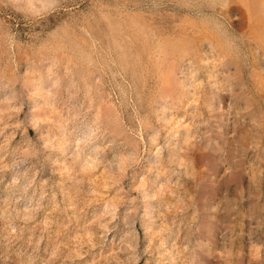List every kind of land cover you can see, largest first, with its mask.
<instances>
[{
  "label": "rangeland",
  "instance_id": "1",
  "mask_svg": "<svg viewBox=\"0 0 264 264\" xmlns=\"http://www.w3.org/2000/svg\"><path fill=\"white\" fill-rule=\"evenodd\" d=\"M0 264H264V0H0Z\"/></svg>",
  "mask_w": 264,
  "mask_h": 264
}]
</instances>
